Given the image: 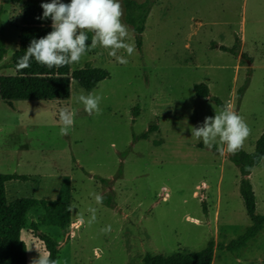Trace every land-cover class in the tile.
Returning a JSON list of instances; mask_svg holds the SVG:
<instances>
[{"label":"rangeland","instance_id":"obj_1","mask_svg":"<svg viewBox=\"0 0 264 264\" xmlns=\"http://www.w3.org/2000/svg\"><path fill=\"white\" fill-rule=\"evenodd\" d=\"M124 1L122 22L128 25ZM22 17L21 5L0 0L7 47L0 77L16 74L9 66ZM128 27L136 51L118 53L126 65L100 46L73 64V70L92 65L110 73L92 91L103 97L101 114L88 115L77 102L89 92L76 81L69 100H16L10 106L0 98V175L28 177L7 182V198L40 202L31 205L22 231L29 264L48 254L34 225L59 244V264H143L148 254L198 253L212 241L213 264H264V231L238 254L217 248L252 225L233 157L254 153L264 134V0H159L141 50ZM201 84L209 98L197 97ZM224 106L251 127L234 155L208 150L191 136L192 126ZM61 108L74 114L67 136L59 134ZM67 179L74 209L62 229L55 201ZM249 179L256 213L264 216V159ZM90 193L102 195L103 203ZM89 207L97 209L91 225ZM108 225L111 232L102 233Z\"/></svg>","mask_w":264,"mask_h":264},{"label":"trees","instance_id":"obj_2","mask_svg":"<svg viewBox=\"0 0 264 264\" xmlns=\"http://www.w3.org/2000/svg\"><path fill=\"white\" fill-rule=\"evenodd\" d=\"M7 3L19 4L23 8L22 25L20 28V40L17 51L13 54L9 67L16 72L13 76L0 77V98L12 106L16 100L38 101V100H69L72 94V82L76 81L82 89L92 92L98 85L110 78V73L99 67L86 65L82 69L73 70V64L60 68H47L38 64L34 59L31 67L23 71H17L16 64L20 57L25 54L30 41L33 38H40L51 31V20H38L42 16L41 3L44 0H5ZM159 0H146L139 3L134 0L124 1V20L132 27L136 35L138 49L143 47V36L146 31L148 16L153 6ZM89 41L92 33L89 32ZM239 42V40H238ZM222 50H228L221 47ZM90 51V50H89ZM233 52L235 49L232 50ZM7 54L6 42L0 27V63ZM196 95L199 98H209L210 90L207 85L196 86ZM242 95V91L240 92ZM215 102L223 106L219 100ZM156 130L153 126L150 132L143 134L141 139H148L151 132ZM264 159V134L256 143L255 152L248 154L241 152L233 157V161L239 167L242 179L240 181V193L252 225L245 234L229 244H219L220 251H228L238 254L248 248L251 242H255L258 235L264 231V216L256 213V196L250 182L252 170L259 166ZM27 176L0 175V264H29L28 249L26 242L22 239L24 220L29 210L31 199H18L10 202L7 198L6 184L12 180H27ZM107 182L106 180H102ZM71 182L65 180L58 198L55 201L56 214L60 220L61 228L65 229V220L70 217L66 209L71 205L72 199ZM36 233L45 246L51 258L58 260L60 254L59 244L49 236L39 234V228L34 225ZM216 246L212 241L207 248L198 253L177 252L172 255H150L148 254L143 264H213Z\"/></svg>","mask_w":264,"mask_h":264},{"label":"clouds","instance_id":"obj_3","mask_svg":"<svg viewBox=\"0 0 264 264\" xmlns=\"http://www.w3.org/2000/svg\"><path fill=\"white\" fill-rule=\"evenodd\" d=\"M42 16L38 20H51V31L40 38H33L16 64L17 71H23L31 67L34 59L38 64L49 69L70 66L79 63L84 55L91 49L100 46L110 49L108 55L114 57L116 62L122 65L128 63L124 55L118 53L123 50L127 56H132L136 51L135 42L131 40L128 25L122 22L121 0H50L41 3ZM91 32V41L88 33ZM131 41V42H128ZM103 97L100 94L89 92L77 97V102L84 105L88 115L101 114L100 104ZM61 121L60 135L67 136L74 127V114L66 108L59 110ZM191 136L196 140H202L208 150L213 147L220 155L236 154L242 149L245 140L251 134V127L245 118L231 108L224 106L215 110L214 116H206L202 123L192 126ZM95 197L97 204L103 203V196L98 193H90ZM74 206L69 205L66 209L72 212ZM91 214L87 220L89 225L97 220V209L89 207ZM81 222L84 218L81 216ZM102 233H110L111 225L101 229ZM30 264H59L58 260L52 259L51 254L33 258ZM237 264L242 261L237 260Z\"/></svg>","mask_w":264,"mask_h":264},{"label":"crops","instance_id":"obj_4","mask_svg":"<svg viewBox=\"0 0 264 264\" xmlns=\"http://www.w3.org/2000/svg\"><path fill=\"white\" fill-rule=\"evenodd\" d=\"M44 1L47 3V0H44ZM33 203H38V204H39L40 202H37V201H36V202H31L30 207H31V205H32ZM30 207H29V210H30ZM29 210H28V211H29Z\"/></svg>","mask_w":264,"mask_h":264}]
</instances>
